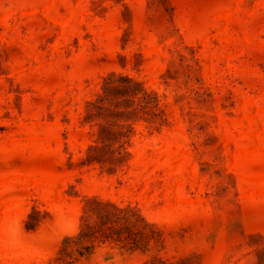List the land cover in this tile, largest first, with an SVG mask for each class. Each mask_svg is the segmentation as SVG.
Instances as JSON below:
<instances>
[{"label": "rangeland", "instance_id": "obj_1", "mask_svg": "<svg viewBox=\"0 0 264 264\" xmlns=\"http://www.w3.org/2000/svg\"><path fill=\"white\" fill-rule=\"evenodd\" d=\"M0 264H264V0H0Z\"/></svg>", "mask_w": 264, "mask_h": 264}]
</instances>
